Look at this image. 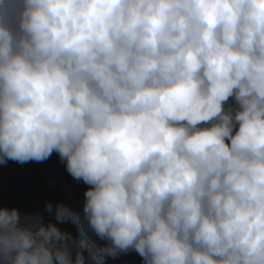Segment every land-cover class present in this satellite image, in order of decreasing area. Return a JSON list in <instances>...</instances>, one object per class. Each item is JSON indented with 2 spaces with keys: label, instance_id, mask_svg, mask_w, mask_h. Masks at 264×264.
Instances as JSON below:
<instances>
[{
  "label": "clouds",
  "instance_id": "obj_1",
  "mask_svg": "<svg viewBox=\"0 0 264 264\" xmlns=\"http://www.w3.org/2000/svg\"><path fill=\"white\" fill-rule=\"evenodd\" d=\"M53 152L0 264H264V0H0V165Z\"/></svg>",
  "mask_w": 264,
  "mask_h": 264
},
{
  "label": "trees",
  "instance_id": "obj_2",
  "mask_svg": "<svg viewBox=\"0 0 264 264\" xmlns=\"http://www.w3.org/2000/svg\"><path fill=\"white\" fill-rule=\"evenodd\" d=\"M83 187L66 172L55 152L40 163L8 161L0 165V205L15 206L22 212L42 209L45 200L63 201L77 208ZM106 264H139V257L132 252L108 259Z\"/></svg>",
  "mask_w": 264,
  "mask_h": 264
}]
</instances>
